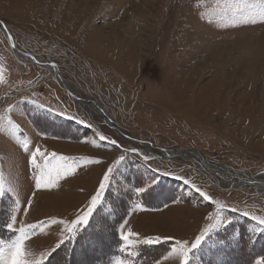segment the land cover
Listing matches in <instances>:
<instances>
[{"label":"rangeland","instance_id":"obj_1","mask_svg":"<svg viewBox=\"0 0 264 264\" xmlns=\"http://www.w3.org/2000/svg\"><path fill=\"white\" fill-rule=\"evenodd\" d=\"M238 2L0 0V247L19 227L49 221L25 241L27 258L40 261L63 231L50 220L74 219L112 166L90 225L43 264H180L169 255L176 241L191 243L218 212L224 223L188 264L264 257V226L251 219L264 216V19ZM37 146L69 157L74 171L36 189ZM121 229L162 239L123 250Z\"/></svg>","mask_w":264,"mask_h":264},{"label":"snow or ice","instance_id":"obj_2","mask_svg":"<svg viewBox=\"0 0 264 264\" xmlns=\"http://www.w3.org/2000/svg\"><path fill=\"white\" fill-rule=\"evenodd\" d=\"M237 10L244 11L246 9H257L259 15L262 19H264V0H257V3H248V0H239L236 5ZM14 47V45H13ZM62 115V114H61ZM81 124L84 121H80ZM101 140H105L106 138L101 136ZM112 143H115L113 141ZM29 145L27 143L24 144V149L28 150ZM132 152H136V149H131ZM38 157H42L44 159V163H38ZM124 157L121 156L120 160H123ZM145 160L148 157H144ZM70 160L69 157L65 156H57L56 153L46 154L41 151L39 146L35 148L34 151L31 152L30 162L35 169L38 170V175L35 177V187L36 189L48 188L56 183L57 180L61 178L63 175H68L72 171H74V163H68ZM118 163V162H117ZM114 169L112 166H109L107 170L104 172L102 179L99 181L98 188L95 193L90 196L89 202L86 208L81 209L79 213L75 216L74 219L66 220V219H51V224H59L63 225V231L60 233V239L56 242L54 247H51L49 250L41 253L40 261L29 260L27 257L29 253L26 251L25 241L29 239L30 233L35 231L36 229L43 228V224L49 221H41L37 223H33L31 225L25 224L22 227H19L17 230L19 232V236L16 240L8 245L7 249L0 247V260L3 261V264H43L44 260H50L53 253L57 251L66 241H70L75 239L81 230H86V227L90 225V220L93 218L94 212L97 210L98 205L102 203V199L106 189L109 187L110 175L113 173ZM187 183V181H186ZM195 187V185H193ZM11 191V189H8ZM137 193H144L148 191V189L144 187H138L135 189ZM196 191L200 193V195L205 200H211L212 197L208 195L207 192H201L199 188H196ZM6 194V190L4 188L3 182L0 181V196ZM28 206H31V200L28 202ZM221 209L224 207L220 205L218 201H214ZM244 216H249L250 213L245 211L243 213ZM251 219L256 221L259 225L264 226V216L252 215ZM224 223V218H222L219 212L216 214L215 222L209 223L203 230L200 231L198 235L195 236L194 240L190 243L187 240H177L176 244L172 247L170 256H175L179 259L180 264H188L190 260V254L193 250L200 248L204 240L209 236V234L215 229L220 228L221 224ZM16 226V217L12 216L10 218V222L7 223L8 229H13ZM121 240L123 241L122 249L128 250L135 248L139 245H154L161 242L160 236H145L143 238L140 235L131 229H128L125 232L121 229L120 232ZM164 240H171L172 237H164ZM130 255H136L134 252H130ZM117 264H125L124 260H118ZM257 264H264V257H261Z\"/></svg>","mask_w":264,"mask_h":264},{"label":"bare ground","instance_id":"obj_3","mask_svg":"<svg viewBox=\"0 0 264 264\" xmlns=\"http://www.w3.org/2000/svg\"><path fill=\"white\" fill-rule=\"evenodd\" d=\"M79 4H82L83 5V0H79ZM54 11V10H53ZM66 11V10H65ZM68 11H69V9H68ZM50 12V11H49ZM53 13V12H52ZM128 42V43H127ZM126 46H127V48H129V50H130V45H131V48L133 47V50L134 49H137V45H135V46H133V44H132V41H131V39H130V37H127L126 38ZM136 44V43H135ZM134 53H135V51H134ZM104 118H106V120H107V116L106 115H104ZM111 123L112 125H115L113 122H111V121H108V123ZM110 124V125H111ZM114 129L116 128V126H112ZM149 148V147H148ZM184 152H188V151H186V150H183ZM162 152H165V151H163L162 150ZM166 152H168V153H173V154H177V152L178 151H174V152H171L170 150H166ZM190 153H192V154H194V153H198L197 151H192V152H190ZM180 154H182V152L180 153ZM200 157H201V154H200ZM201 160L203 161V163L205 164V166H207V168L208 169H211L212 170V172H216L217 174H224V173H222V172H224V171H228V173L226 174V179H229V180H233V181H235V182H240V180L239 179H237V178H234V175H233V172L232 171H229V170H227V169H225L224 167H221V166H218L217 164H214L213 162H209V161H207V160H205L203 157H201ZM219 170V171H218ZM222 171V172H221ZM257 182V181H256ZM262 184H264V183H262ZM157 218V217H156ZM165 220V219H164ZM173 219H171V222H173L172 221ZM166 222V221H165ZM170 227V226H169Z\"/></svg>","mask_w":264,"mask_h":264},{"label":"trees","instance_id":"obj_4","mask_svg":"<svg viewBox=\"0 0 264 264\" xmlns=\"http://www.w3.org/2000/svg\"><path fill=\"white\" fill-rule=\"evenodd\" d=\"M3 217V214H1L0 213V220H1V218ZM111 219L112 218H107V217H104V216H102V223L103 222H105L106 220H109V224L108 225H112V224H116L117 223V219L115 218L114 220H112L111 221ZM97 222V221H96ZM93 225H97V223H95V224H93ZM103 226V225H102ZM102 226H101V229H102ZM106 228V227H105ZM106 233V234H105ZM104 234H105V236H104V240H103V243L105 244L104 245V247L102 248V251H101V253H99L98 252V256H99V258H101V257H103V254H104V251H105V246L106 245H111V246H109L108 245V247H109V250L108 251H106V254H105V259L108 257V254H111V252H112V249H113V244L110 242V233H108V232H104ZM103 234V235H104ZM141 255H142V253H140V255H139V257L137 258L138 260H139V258L141 257ZM142 258H144V259H146L144 256H142ZM97 261H99V260H97ZM101 261V260H100Z\"/></svg>","mask_w":264,"mask_h":264}]
</instances>
